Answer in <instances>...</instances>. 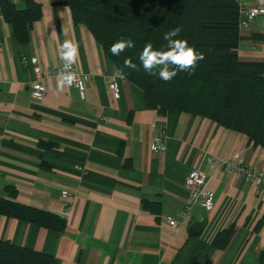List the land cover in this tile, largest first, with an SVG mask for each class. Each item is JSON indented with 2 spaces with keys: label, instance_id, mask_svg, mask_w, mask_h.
Wrapping results in <instances>:
<instances>
[{
  "label": "crops",
  "instance_id": "crops-1",
  "mask_svg": "<svg viewBox=\"0 0 264 264\" xmlns=\"http://www.w3.org/2000/svg\"><path fill=\"white\" fill-rule=\"evenodd\" d=\"M32 1L40 17L27 42L0 12V197L64 216L66 226L59 232L0 214V239L50 254L55 264H260L264 183L213 170L212 209L193 204L189 218L180 212L188 202L186 177L206 170L209 156L242 153L244 166L264 175V148L209 118L159 113L127 78H117L114 97L104 76L116 68L88 29L72 21L63 0ZM246 1L264 9V0ZM65 40L78 43L74 66L90 74L84 98L74 85L59 90L54 76L45 96L34 99L27 59L58 67ZM237 53L264 62V14L240 28ZM156 134L166 150L150 149ZM229 226L232 237L217 248L215 237Z\"/></svg>",
  "mask_w": 264,
  "mask_h": 264
},
{
  "label": "trees",
  "instance_id": "trees-1",
  "mask_svg": "<svg viewBox=\"0 0 264 264\" xmlns=\"http://www.w3.org/2000/svg\"><path fill=\"white\" fill-rule=\"evenodd\" d=\"M75 24L84 25L101 45L117 71L138 86L150 108L159 113L183 111L209 118L244 134L252 146L264 148V62L238 57L239 21L236 0H63ZM0 12L12 25L16 38L27 42L32 23L40 17V5L32 0L18 8L0 0ZM180 28L179 39L204 54L194 73H178L169 83L150 77L140 66L123 68L126 58L139 65V54L151 43L164 49L163 34ZM120 39L134 41L135 48L113 56L110 48ZM0 214L47 229L63 231L64 216L0 197ZM234 227L221 230L213 243L223 249ZM197 233V232H196ZM0 264H55L54 256L0 239ZM264 264V252L260 253Z\"/></svg>",
  "mask_w": 264,
  "mask_h": 264
},
{
  "label": "built area",
  "instance_id": "built-area-1",
  "mask_svg": "<svg viewBox=\"0 0 264 264\" xmlns=\"http://www.w3.org/2000/svg\"><path fill=\"white\" fill-rule=\"evenodd\" d=\"M13 3H16L18 0H11ZM239 12L241 15L239 21L240 28H248L250 22H252L258 15L264 14V9L257 8L253 5H250L249 1L241 0L238 2ZM26 61V60H25ZM32 64V69L34 73V80L30 82V93L34 99H42L48 89V81L54 76H58L60 73L63 64L58 67L50 68H41L38 64L36 58L27 59V62ZM73 70L76 72V82L74 86L78 89L81 96H85V84L90 80V74L83 73L79 71L75 66ZM119 71H114L113 73L106 74L105 80L108 85L110 92L114 97L119 96V87L117 83V75ZM82 84V88L80 85ZM154 142L163 144L166 147V142L161 135H152L149 146ZM152 150V149H151ZM161 152V151H160ZM213 170H221L225 172H231L235 175L243 176L245 180L251 181L254 184L261 185L264 183V175L261 170L256 167H246L243 164V155L242 153H236L229 160H217L213 156L207 158V169L206 170H197L192 171L185 180V185L188 190V202L184 209L181 210V216L183 218H189L191 215V206L193 204H200L207 210L212 209L213 207V192L208 188V180L212 176ZM264 192V187L262 188ZM63 197H68V193L63 192ZM68 211H66L67 213ZM168 223L177 227L178 222L173 218H168Z\"/></svg>",
  "mask_w": 264,
  "mask_h": 264
},
{
  "label": "clouds",
  "instance_id": "clouds-1",
  "mask_svg": "<svg viewBox=\"0 0 264 264\" xmlns=\"http://www.w3.org/2000/svg\"><path fill=\"white\" fill-rule=\"evenodd\" d=\"M180 28L172 29L163 34V40L167 42L164 49H155L151 43L144 46L139 54V65L131 59L126 58L123 68L130 71L138 70L140 66L150 77H156L165 83L171 82L178 73L193 74L198 63L204 60V54L198 52L195 47L190 46L186 39H179ZM135 48L134 41L130 39H120L112 44L110 52L113 56ZM59 58L63 61V66L58 73L57 87L63 91L66 87L71 88L76 82L77 74L73 66L79 57V45L72 40H65L58 45ZM120 79L125 78L123 69L117 73ZM82 88V84L80 85ZM83 98V97H82ZM152 151H164L165 145L154 142L151 145Z\"/></svg>",
  "mask_w": 264,
  "mask_h": 264
}]
</instances>
